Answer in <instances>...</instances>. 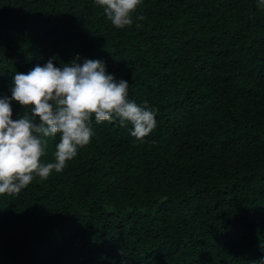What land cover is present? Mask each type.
I'll return each mask as SVG.
<instances>
[{
	"label": "trees",
	"instance_id": "1",
	"mask_svg": "<svg viewBox=\"0 0 264 264\" xmlns=\"http://www.w3.org/2000/svg\"><path fill=\"white\" fill-rule=\"evenodd\" d=\"M258 2L142 0L118 29L94 0H0V98L16 72L79 56L157 110L142 141L93 116L62 172L0 195V264H264ZM46 139L53 162L60 137Z\"/></svg>",
	"mask_w": 264,
	"mask_h": 264
},
{
	"label": "clouds",
	"instance_id": "2",
	"mask_svg": "<svg viewBox=\"0 0 264 264\" xmlns=\"http://www.w3.org/2000/svg\"><path fill=\"white\" fill-rule=\"evenodd\" d=\"M118 29L133 24L142 0H94ZM258 7H264L259 0ZM137 19H144L139 16ZM76 57L61 69L54 63L16 72L11 98H0V195L19 194L37 178L44 181L62 172L78 151L90 144L96 123L119 118L132 125L131 136L142 141L157 126V110L129 100V83L108 74L104 62ZM24 114L13 119L12 101ZM37 118L39 122H37ZM59 135L53 162H45L47 139Z\"/></svg>",
	"mask_w": 264,
	"mask_h": 264
}]
</instances>
